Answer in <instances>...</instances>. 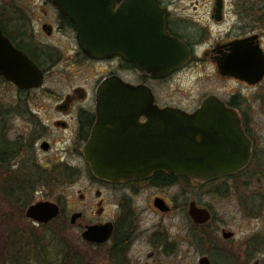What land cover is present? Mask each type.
I'll return each mask as SVG.
<instances>
[{
    "label": "flooded vegetation",
    "instance_id": "1",
    "mask_svg": "<svg viewBox=\"0 0 264 264\" xmlns=\"http://www.w3.org/2000/svg\"><path fill=\"white\" fill-rule=\"evenodd\" d=\"M128 1L108 0L107 5L112 3L120 13V50L102 55L82 49L74 22H102L99 15L104 4L100 0H70L61 6L51 0L0 2L3 36L41 75V85L27 89L0 77L12 94L5 115L13 126L6 140L2 139L6 162L12 167L27 164L39 168L45 175L51 173L47 176L52 181H56L57 169L89 170L84 149L97 121L96 91L109 79L147 89L152 105L159 110L188 115L206 98L214 97L237 114L241 131L251 144L247 165L209 181L157 172L120 184L98 180L89 170L92 180L108 194L101 198L96 192L97 220L83 231L104 226L110 235L103 244L85 243L91 250L103 252L105 261L113 264H132L141 237L151 248L146 257L153 260L156 255L173 256L181 247L184 264H200L205 259L209 264H264V146L254 138L252 124L257 113L239 112L241 101L246 100L239 90L253 93L264 83V73L260 81L249 83L264 71V2L153 0V23H149L140 17L142 9L127 8ZM150 29L160 39L150 38L156 41L154 50L145 49V54H161L165 59L139 58L143 46L149 45L139 37L143 31L149 38ZM173 40L181 54L187 53V59L175 69L167 56ZM188 77L194 84L206 79L229 85L228 97L210 92L173 103L174 91L167 92L169 85ZM259 108L264 111V97ZM16 121L21 127L15 128ZM174 190L180 194H173ZM142 200L151 213L173 219L165 229L167 234L158 231L163 230L160 224L143 227L142 210L136 206ZM72 215L70 229L82 217L80 214L71 224ZM58 219L66 228L67 219L60 209ZM245 230L238 244L237 233Z\"/></svg>",
    "mask_w": 264,
    "mask_h": 264
},
{
    "label": "water",
    "instance_id": "2",
    "mask_svg": "<svg viewBox=\"0 0 264 264\" xmlns=\"http://www.w3.org/2000/svg\"><path fill=\"white\" fill-rule=\"evenodd\" d=\"M51 1L61 6L70 0ZM100 1L104 4L100 6L102 22L74 20L78 42L92 55L108 51L118 53L119 9H114L112 3L108 6V0ZM152 2L129 0L127 8L142 9L140 17L153 23ZM150 33L148 38L142 31L139 37L143 42L146 39L149 42L148 46H143L139 58L165 59V55L145 54V49L154 50L153 36L160 39L154 29H150ZM181 50L178 42L173 40V50L167 55L173 69L187 59L186 51L181 54ZM263 73L249 83L260 81ZM0 77L21 89L41 85L40 73L14 49L1 30ZM96 114L97 121L84 156L92 176L101 181L120 184L145 179L157 172L209 181L243 169L250 158L251 144L241 131L236 112L214 97L206 98L199 109L188 115L179 110H159L152 105V96L147 89L109 79L97 88ZM58 214V206L46 202L28 207L25 217L35 224H47ZM79 217L80 214H73L70 223L74 224ZM109 235L106 227L91 226L82 232L81 239L99 245L105 243ZM200 264L209 262L205 259Z\"/></svg>",
    "mask_w": 264,
    "mask_h": 264
},
{
    "label": "rangeland",
    "instance_id": "3",
    "mask_svg": "<svg viewBox=\"0 0 264 264\" xmlns=\"http://www.w3.org/2000/svg\"><path fill=\"white\" fill-rule=\"evenodd\" d=\"M5 1L0 0L1 3H5ZM255 1L264 2V0ZM189 79L190 77L169 85L167 92L174 91V98L181 99L171 98L174 100L173 103L210 92L222 99L228 97L231 88L229 85L223 86L206 79L194 84V80ZM239 92L242 94L240 96L246 99L244 102L241 101L239 112L247 115L248 113H257L252 124L255 130L254 138L264 146V116L259 117V115H264V111L259 108L260 100L264 97V83L253 92L255 94L245 90H239ZM11 95L5 84L0 82V134L4 140L13 126V120L5 115L7 101ZM14 124L17 125L15 128L21 127L19 121ZM2 158L5 159V156ZM46 174L50 175L51 173L47 172ZM47 175L39 168H32L27 164H23L21 167H12L7 162L3 166L0 165V264H79L78 261H82L81 264H113L105 261L103 252L91 250L81 239L83 228L97 220L95 194L99 192L100 197L105 198L108 194L105 188L97 185L90 177L89 170L84 168L57 169L56 181H52ZM15 179L23 184V191L29 195V204L24 207L15 204L11 194L8 193ZM172 193L177 195L180 194V191L177 193L174 190ZM46 202L58 206L62 218L67 219L66 228L63 226V221L59 219L52 220L45 227H34L33 223L25 217L26 209L29 206ZM136 206L142 210L140 220L143 227L150 229L156 224H160L163 230L158 231L167 234L165 229L167 230L170 224H173V219H163L151 213L147 210L144 200L137 202ZM72 214H81L82 217L76 222L77 226L70 229L68 220ZM176 219L179 220V218ZM246 232L247 230L237 233L238 244L242 239L241 233L245 234ZM16 239L19 240L15 243ZM144 242L145 239L141 237L139 245L134 250L133 257L135 259L132 264H184L181 259V247L177 249L175 255L170 257L165 254L159 255V257L156 255L154 261L152 258L146 257L151 248L147 245L146 247ZM43 251L51 253V256H44Z\"/></svg>",
    "mask_w": 264,
    "mask_h": 264
},
{
    "label": "trees",
    "instance_id": "4",
    "mask_svg": "<svg viewBox=\"0 0 264 264\" xmlns=\"http://www.w3.org/2000/svg\"><path fill=\"white\" fill-rule=\"evenodd\" d=\"M2 135L0 134V165L3 166L5 164V159H3L2 157L5 156L6 154V150L4 148L5 144L2 140ZM31 177V176H30ZM27 183V182H26ZM24 186L23 184L18 180V179H15L12 187H10V191L8 192L9 194H11L12 196V199H13V202L15 204H19L20 206L24 207L26 204H29V195L27 193H25L24 191ZM19 239H16L15 240V243L16 241H18ZM44 256H51V253H46L43 251L42 253ZM14 256H16V254H14ZM21 256V255H19ZM23 257V256H22ZM79 264L82 263V261H78Z\"/></svg>",
    "mask_w": 264,
    "mask_h": 264
}]
</instances>
